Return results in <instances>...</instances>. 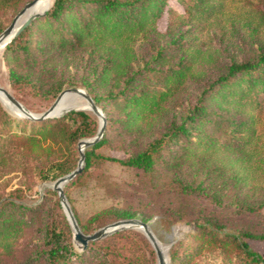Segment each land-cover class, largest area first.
Wrapping results in <instances>:
<instances>
[{
    "label": "trees",
    "instance_id": "trees-1",
    "mask_svg": "<svg viewBox=\"0 0 264 264\" xmlns=\"http://www.w3.org/2000/svg\"><path fill=\"white\" fill-rule=\"evenodd\" d=\"M21 1L0 0V15ZM167 1L52 0L43 13L33 17L4 46L5 55L21 59L28 68L26 73L20 74L8 66L10 85L30 84L42 91L43 80L52 77L44 90L51 98L67 79L63 76L64 69L58 72L57 63H51L52 58H56L51 53L57 51L60 58L72 62L68 52H76L79 59L71 64L75 71L71 79L84 86L94 104L100 105L103 111L100 137L82 149L81 169L62 185L71 212L84 234L138 213L135 209L111 207L94 213L87 222L79 218L66 188L74 185L97 161L116 163L148 179L161 173L159 169L163 168L180 193L200 194L216 205L222 203V186L232 183L237 189L235 205L254 207L240 193L242 186L248 185V145L261 139L256 128L259 122L256 111L264 100V43L258 46L254 56L230 60L199 86L195 99L177 119L163 120L175 92L187 78L195 75L186 58L187 49L181 45L183 30L168 28L166 42L156 43L154 39L145 55L136 48L138 37L146 39L150 33L157 34V20L167 11ZM176 1L189 16L209 18L224 9V0ZM168 14L174 11L168 9ZM251 15L264 26V10L253 9ZM10 21L0 20V32ZM174 51L176 54H172ZM191 53L200 54L196 49ZM105 104H109L117 116L109 115ZM159 120L162 123L154 130L152 127ZM114 122L122 133L135 135L128 141L133 145L122 155L100 152L115 129ZM16 124L20 128L13 133L25 142L42 148L41 143L48 141L65 145L71 152H76L74 143L78 138L96 134L98 129L96 117L83 109L31 119L11 117L0 105V132L6 139H9V127ZM146 132H149L148 138L140 143L139 136ZM261 143L264 145V141ZM47 149L48 145L43 147ZM225 153L229 161L220 159ZM231 164L240 170L230 168ZM75 167L74 161L54 160L37 175L40 180H55ZM55 194L54 190L47 189L34 204L25 203L22 193L0 196V264L155 263L150 243L134 229L115 231L87 242L80 250L75 249L70 240V226L58 200L55 198L52 205L47 204ZM261 203H264V195ZM43 208H55L57 216ZM158 214L160 217L155 223L167 230L179 220L192 225L168 248V264H175L187 236L234 248L241 255L236 264H264V256L251 250L245 240L264 239V232L254 234L246 228L234 232L224 230L225 225L218 218L199 209L190 213L181 208H162ZM106 216L108 218L103 220ZM150 218V215L140 214L144 222ZM188 251L186 255H190Z\"/></svg>",
    "mask_w": 264,
    "mask_h": 264
},
{
    "label": "rangeland",
    "instance_id": "rangeland-1",
    "mask_svg": "<svg viewBox=\"0 0 264 264\" xmlns=\"http://www.w3.org/2000/svg\"><path fill=\"white\" fill-rule=\"evenodd\" d=\"M28 1L31 0H22L18 4L6 8L2 11L0 20L8 22L23 4ZM257 8L260 11L264 10V0H224V9L221 13L206 18L196 15L189 16L183 13L178 1H167V11L157 20V34L150 33V36L146 39L138 37L136 48L140 54L145 55L154 39L156 43L164 44L166 42L169 36L167 34L168 28L183 30L181 45L187 49L188 56L186 58L191 62L195 75L192 78H187L182 87L175 92L163 120L166 118L177 119L186 105L195 99L199 86L220 72L222 67L230 60L239 61L254 56L258 46L264 43V26L251 15V11ZM168 9L174 11V14L169 15ZM3 49L4 47H1L0 50V86L5 88L30 112H42L55 98H51L49 93L44 92L53 78L46 77L43 80L42 91L30 84L10 85L8 66L14 67L20 74L26 73L28 68L22 63L21 59L14 60L9 55H5ZM194 49L200 52L197 55L198 57L191 53ZM68 53L70 54V60L74 61L68 62V60L60 58L61 55H57V51L51 53L56 57L52 58L51 63H57L56 69L58 72L63 68V76L67 77L63 81L60 91L67 87H80L87 92L84 86L71 79V76H75V73H73L75 72L74 66L71 64L78 62L79 58L76 52L71 51ZM191 55H195V57ZM65 62H67L68 69L65 67ZM0 105L11 117H21L15 114L1 100ZM96 106L101 110L100 105ZM105 108H107L109 115L117 116V112L109 104H105ZM83 110L89 111L94 115L99 126V118L90 109L86 108ZM101 112L103 114L102 110ZM256 112L259 119L256 128L261 139L248 145V185H243L240 193L241 197L248 199V203L254 206L253 208H238L235 205L237 189L232 186V183L222 186L220 190L222 203L216 205L208 197L200 194L180 193L177 187H174L173 183L170 182V174L163 172V168L159 169L161 173L155 174V176L148 179L146 175L104 160L95 162L91 169L83 174L74 185L66 188L79 218L83 222H87L88 218L94 213L111 207L135 209L138 212L135 217L139 219L141 213L150 215L151 218L148 219L147 223L160 245L165 248L164 253L166 254L167 262L170 245L183 236L189 228H192V225L179 220L168 230L162 228L161 224L155 223L160 217L158 210H162V208H181L185 212L190 213L192 210L199 209L201 212L211 213L218 218L219 222L225 225L224 230L234 232L236 229L246 228L254 234L263 233L264 203H261V200L264 195V145L261 142L264 141V100ZM161 123L162 121L159 120L152 128L157 130ZM112 126H115V129L110 132L109 140L100 149V152L122 155L127 147L133 145L131 143L130 146L128 141L130 138H134L135 135L122 133L115 122ZM19 128V124L9 127L11 132L8 134L9 139L5 138L2 131L0 132V196H6L10 192L15 194L22 193L25 203L34 204L40 200L45 190H53L50 187V183L53 180H40L37 175L38 171L52 161L59 159H64L68 162L74 161L77 164L79 157L78 140L95 134L78 138L74 143L76 152H71L65 145L50 144L48 141L41 143L42 148L33 146L31 143L25 142L23 138L14 135L13 132L18 131ZM148 136L149 132L140 135L139 142H144ZM13 139H16V141H12ZM47 145L49 150H43V147ZM220 156L221 160L229 161L227 153ZM217 162L220 161L217 160ZM229 166L240 170L235 165L231 164ZM24 184H27L28 189ZM55 198L58 200L57 193L48 200L47 204L52 205ZM43 209H49L53 213L52 216H57L55 208ZM61 211L63 212L62 207ZM107 218L108 216L104 217L103 220ZM72 236L71 229L70 240L72 245L75 249L80 250L81 248L74 243ZM245 240L251 250L264 256V239L245 238ZM185 242L183 251L179 258L175 260V264H236V262L241 260V255L230 246H222L217 242H201L200 239L192 236H187ZM187 250H189L190 255H186ZM154 264H156V256Z\"/></svg>",
    "mask_w": 264,
    "mask_h": 264
},
{
    "label": "water",
    "instance_id": "water-1",
    "mask_svg": "<svg viewBox=\"0 0 264 264\" xmlns=\"http://www.w3.org/2000/svg\"><path fill=\"white\" fill-rule=\"evenodd\" d=\"M36 0H31L23 4V6L16 12V14L11 19L10 23L0 32V47H4L7 42L10 41V39L26 24L28 23L33 17L39 15L40 13H43L48 7L44 8L43 10L39 12H33L28 14L29 9L31 6L35 3ZM0 91L4 92L6 96L8 97L9 101L18 109L21 111L22 115H24L25 118H31V119H41V118H47L52 116L60 115L61 113L70 110V109H83V108H66V109H58V103L62 99V97L67 93H73L75 95H79L82 97L89 105L90 111L95 114L99 118V126L97 129V132L95 135L90 136L85 139H80L77 142V149H78V161L76 164V167L71 170L69 173L57 177L55 180H53L50 183V187L56 191L57 197L59 200V203L63 209V212L66 216V219L72 229L73 233V241L74 243L79 247L83 248L86 246L87 242L89 241H95L99 240L115 231L123 230V229H137L140 230L146 239L151 244L155 256H156V264H168L167 257L164 252H162L157 244H156V237L154 236L153 232L150 229V226L147 222L142 221L141 219L137 217H131V218H122L114 220L110 223H107L97 230L93 231L91 234H84L80 230L72 212L68 205V202L66 200V197L63 194L62 191V185L71 177H73L82 167L83 165V153L82 149L86 147L87 145L95 142L102 133V127H103V114L101 110L94 104L91 96L82 88L80 87H67L59 91V93L55 96L54 100L51 102V104L42 112L39 113H33L27 110L18 102L5 88L0 86Z\"/></svg>",
    "mask_w": 264,
    "mask_h": 264
},
{
    "label": "bare ground",
    "instance_id": "bare-ground-1",
    "mask_svg": "<svg viewBox=\"0 0 264 264\" xmlns=\"http://www.w3.org/2000/svg\"><path fill=\"white\" fill-rule=\"evenodd\" d=\"M52 0H36L35 3L31 6L29 9L28 14L35 12L36 10H43L44 8L48 7L51 4ZM40 10V11H41ZM39 12V11H38ZM1 50V47H0ZM0 100L4 102L15 114L24 117L22 115L21 111L18 110L8 99L6 94L2 91H0ZM83 108V109H89L88 103L79 95H75L73 93H67L65 94L60 102L58 103L57 108L58 109H66V108ZM156 244L158 248L164 252L165 248L160 245L158 240L156 239Z\"/></svg>",
    "mask_w": 264,
    "mask_h": 264
}]
</instances>
